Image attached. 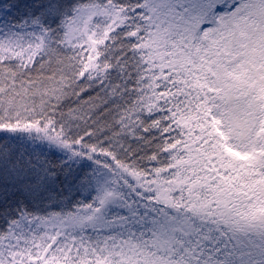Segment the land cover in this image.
<instances>
[{
  "label": "snow or ice",
  "instance_id": "6c2138e0",
  "mask_svg": "<svg viewBox=\"0 0 264 264\" xmlns=\"http://www.w3.org/2000/svg\"><path fill=\"white\" fill-rule=\"evenodd\" d=\"M0 264H264V0H0Z\"/></svg>",
  "mask_w": 264,
  "mask_h": 264
}]
</instances>
